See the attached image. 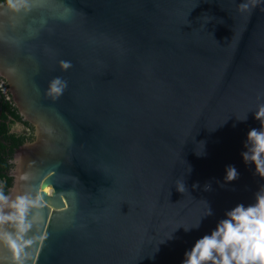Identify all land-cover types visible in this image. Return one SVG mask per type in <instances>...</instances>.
<instances>
[{
  "label": "water",
  "instance_id": "water-1",
  "mask_svg": "<svg viewBox=\"0 0 264 264\" xmlns=\"http://www.w3.org/2000/svg\"><path fill=\"white\" fill-rule=\"evenodd\" d=\"M26 3L0 6V78L32 128L7 193L39 202L28 264H183L264 187L241 156L261 127L264 0ZM56 77L67 88L53 100ZM228 166L239 176L226 184Z\"/></svg>",
  "mask_w": 264,
  "mask_h": 264
},
{
  "label": "clouds",
  "instance_id": "clouds-1",
  "mask_svg": "<svg viewBox=\"0 0 264 264\" xmlns=\"http://www.w3.org/2000/svg\"><path fill=\"white\" fill-rule=\"evenodd\" d=\"M10 13L16 14L27 10L26 0H3L0 5ZM247 4L241 5L246 10ZM70 61H61L60 68L67 70ZM67 81L60 77L52 79L47 88V96L53 100L64 94ZM247 114L238 119L244 121ZM254 119L260 122V129H251L247 134L245 151L241 153L245 164H252L255 174L264 179V104L257 106ZM202 155V152H198ZM190 171V169H189ZM239 173L234 166L225 169L224 182L231 183L238 179ZM176 191L183 193L186 188L183 181H177ZM255 203L249 206L237 205L225 214L215 229L198 239L192 249L185 253L183 264H264V187L254 196ZM39 206L38 199L27 195L17 194L14 197L5 194L0 186V247L9 255L10 264H28L27 249L31 241L25 240V235L31 230L28 213ZM207 206L204 217L211 215ZM200 221L192 227L184 228L189 231L198 228ZM170 238V237H169Z\"/></svg>",
  "mask_w": 264,
  "mask_h": 264
},
{
  "label": "trees",
  "instance_id": "trees-1",
  "mask_svg": "<svg viewBox=\"0 0 264 264\" xmlns=\"http://www.w3.org/2000/svg\"><path fill=\"white\" fill-rule=\"evenodd\" d=\"M3 3V0H0ZM5 82L0 78V186L5 194L11 186V178L8 173L11 169V156L13 151L22 143L32 140V128L23 122L8 94L4 91ZM14 125H20L23 132L15 133L11 131Z\"/></svg>",
  "mask_w": 264,
  "mask_h": 264
},
{
  "label": "flooded vegetation",
  "instance_id": "flooded-vegetation-1",
  "mask_svg": "<svg viewBox=\"0 0 264 264\" xmlns=\"http://www.w3.org/2000/svg\"><path fill=\"white\" fill-rule=\"evenodd\" d=\"M16 126H18L19 127V130L18 131H15V130H13L12 128H11V131L12 132H15V133H21V132H23V128L20 126V125H16ZM10 163H11V161H10ZM11 170V169H10ZM10 172V171H9ZM8 175H9V173H8ZM9 190V189H8Z\"/></svg>",
  "mask_w": 264,
  "mask_h": 264
},
{
  "label": "rangeland",
  "instance_id": "rangeland-1",
  "mask_svg": "<svg viewBox=\"0 0 264 264\" xmlns=\"http://www.w3.org/2000/svg\"><path fill=\"white\" fill-rule=\"evenodd\" d=\"M12 129L15 130V131H18V130H19V127L16 126V125H14V126L12 127Z\"/></svg>",
  "mask_w": 264,
  "mask_h": 264
}]
</instances>
